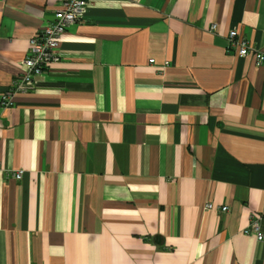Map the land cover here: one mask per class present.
I'll list each match as a JSON object with an SVG mask.
<instances>
[{"label":"crops","instance_id":"0c3cea01","mask_svg":"<svg viewBox=\"0 0 264 264\" xmlns=\"http://www.w3.org/2000/svg\"><path fill=\"white\" fill-rule=\"evenodd\" d=\"M59 6L0 0V93ZM232 28L264 52V0H90L0 104V264H264V64Z\"/></svg>","mask_w":264,"mask_h":264},{"label":"built area","instance_id":"2783aa9c","mask_svg":"<svg viewBox=\"0 0 264 264\" xmlns=\"http://www.w3.org/2000/svg\"><path fill=\"white\" fill-rule=\"evenodd\" d=\"M89 3L90 0H60V6L55 11L53 18L30 38L27 56L23 60L25 70L13 80L7 90L0 93V104L3 107L13 106L17 93L34 90L38 78L43 76L50 64L60 60L59 50L62 34L83 17ZM212 28L216 29L217 24H213ZM234 48L240 56L253 55L257 66L264 64V52L255 49L246 39L239 37L236 28H232L228 34L227 50L231 52ZM150 62H154V58H150ZM0 176L19 180L24 176V170L0 167ZM206 207L218 212L228 211L229 208L227 205L213 204L212 202H208ZM263 218L264 210L251 212L249 226L244 230L246 233H254L260 241H264V232L261 227Z\"/></svg>","mask_w":264,"mask_h":264}]
</instances>
